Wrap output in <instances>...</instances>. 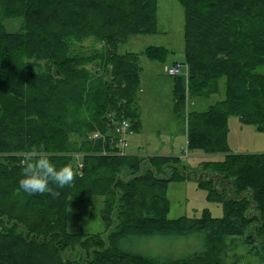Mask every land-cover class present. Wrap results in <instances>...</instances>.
I'll use <instances>...</instances> for the list:
<instances>
[{
  "label": "trees",
  "instance_id": "1",
  "mask_svg": "<svg viewBox=\"0 0 264 264\" xmlns=\"http://www.w3.org/2000/svg\"><path fill=\"white\" fill-rule=\"evenodd\" d=\"M3 1L8 14L24 19L25 30L22 34L0 32V153L21 154L43 142L52 162L57 167L70 164L76 178L63 189L51 185L59 191L58 197L25 195L31 206L27 218L36 228L5 211L23 207L7 205L2 193L0 264H55L54 252L67 256L68 264H226L228 237L249 234L248 244L264 241V155L234 154L227 142L232 116L264 132V73L258 72L264 66V0H178L184 9L182 63L190 72V97L217 95L221 80H226L224 100L206 111L190 113L188 134L190 151L223 156L220 162L200 166L221 178L217 186L223 191L211 188L206 179L201 186L218 196L225 216L216 219L206 212L202 218L173 221L167 219L165 190L198 169L189 171L179 157L117 154L119 137L112 125L111 130H94L88 120L102 125L101 118L109 111L119 112L134 130H140V57L122 53L121 45L130 36L158 32V0ZM68 35L79 40L95 37L106 44L104 59L115 71L114 85L109 83V73L90 84L94 76L76 72L98 55L74 53ZM144 54L163 65L170 56L161 47H149ZM40 61L42 70L35 77L29 75L28 66ZM52 66L60 67L53 76L47 72ZM174 80L173 111L184 118V78ZM133 104L136 113L129 117L125 112H132ZM77 118L83 120V131L77 143H71L68 120L74 123ZM96 131L104 136L90 140ZM21 159L0 157V185L20 189ZM94 198L103 199L105 231L96 235L70 232L72 204ZM201 231L205 251L183 259L156 260L120 246L122 239L131 236H186ZM44 250L52 255L38 256Z\"/></svg>",
  "mask_w": 264,
  "mask_h": 264
},
{
  "label": "rangeland",
  "instance_id": "2",
  "mask_svg": "<svg viewBox=\"0 0 264 264\" xmlns=\"http://www.w3.org/2000/svg\"><path fill=\"white\" fill-rule=\"evenodd\" d=\"M5 3L0 0V32L22 34L25 30L24 19L16 16V14H8L5 11ZM69 45L74 53H79L85 57L98 55L93 63L79 66L76 72L82 70L88 72L95 79L90 84L99 82L103 75L109 73L110 84H115V71L111 66L107 65L104 57L107 53L106 44L95 38L87 37L82 40L76 36L68 35ZM149 47H164L169 50V58L166 63L182 62L184 60V9L178 0H158V32L156 34H142L130 36L127 41L121 45L122 53H136L140 57V66L142 67V90L139 92V107L141 115V127L139 131H134L128 137L129 146L127 152L137 151L138 155L160 154L163 150L174 152V154L182 155L185 149L186 124L183 119L176 118L173 111V93L171 83L174 82L172 76H169L164 71V66L160 62L149 59L144 51ZM156 55V53L154 52ZM161 55V53H157ZM41 61L35 65H30L27 68L29 75L35 77V74L41 69ZM60 67H47V72L53 76V70ZM259 73H264V66L258 70ZM100 73V74H99ZM99 74V75H98ZM102 74V75H101ZM122 88L126 89L125 81L122 83ZM225 79L220 83V93L209 98H201L195 100L191 108L195 111H206L210 106L224 100L225 98ZM127 104V101H124ZM190 108L186 110L189 111ZM136 113V105H132V112H125L129 117H133ZM125 115L119 112L109 111L104 119L101 118L102 125L95 123L88 117L91 123V129H110L114 127L118 121L127 119ZM231 118L229 121H237L236 127L234 124L229 126L228 146L234 154L238 152H264V132L254 126H244L238 117ZM68 120L70 129L69 137L71 143H77L79 135L83 131V120L76 119L73 123ZM112 125V127H110ZM68 143V142H67ZM69 145V143H68ZM187 148V147H186ZM187 150V149H186ZM183 157L187 165H190L189 171L198 169L194 176L181 181H173L167 190L165 196L169 201V212L167 219L170 221L179 220L181 218H202L204 213L211 214L216 219H221L225 216L223 203L218 200V196H211L206 187H202L203 181L209 178L207 182L211 183V188L223 191V188L218 187L221 179L217 172H203L201 170V162H220L223 156L212 157L204 155V159L197 158L199 151L189 152ZM17 155L21 159L20 154L0 153L2 159ZM75 157V154H67V156ZM183 156V155H182ZM2 193L5 194L6 204L17 209L18 205L23 207L22 211L5 210L13 213L15 216L22 218L29 226L30 224L27 214L28 207H31L25 197V193L21 189L9 188L0 185V201L4 204ZM226 199V195L224 196ZM9 213V214H11ZM68 229L70 232L94 234L105 231L106 225L104 221V207L102 198H94L91 202L73 203L68 212ZM35 227V226H33ZM36 228V227H35ZM246 236H230L227 238L228 249L225 258L226 264H264V241L256 242V244L246 243ZM121 248L130 253H141L149 258L165 261L168 259H183L195 254H199L206 249V239L204 232H193L190 235H153V236H131L120 241ZM39 252L38 256L42 257L46 252ZM52 255V254H51ZM56 258L55 264L66 263L69 258L64 255L54 252ZM53 257V256H52ZM47 260L48 258H40ZM114 263V261H112ZM116 264V263H115Z\"/></svg>",
  "mask_w": 264,
  "mask_h": 264
},
{
  "label": "clouds",
  "instance_id": "3",
  "mask_svg": "<svg viewBox=\"0 0 264 264\" xmlns=\"http://www.w3.org/2000/svg\"><path fill=\"white\" fill-rule=\"evenodd\" d=\"M21 178L19 188L28 195H60L51 185L58 189L71 186L76 173L70 164L57 167L51 160L50 153L41 142L35 149L21 154Z\"/></svg>",
  "mask_w": 264,
  "mask_h": 264
},
{
  "label": "crops",
  "instance_id": "4",
  "mask_svg": "<svg viewBox=\"0 0 264 264\" xmlns=\"http://www.w3.org/2000/svg\"><path fill=\"white\" fill-rule=\"evenodd\" d=\"M184 24H185V21H184ZM161 48H164V47H161ZM166 50H168L167 48H165ZM169 51V50H168ZM142 68V67H141ZM164 71H165V67H164ZM141 73H143V70H142V72ZM166 73V72H165ZM142 74H140V80H141V84H142ZM182 78H184V88L186 89V106H187V109L188 108H190L189 109V111H187L186 110V112H185V114H184V118H181V119H183V121L185 122V124H186V131H184V135H185V149L182 151V155H178V154H174V152H171V151H168V150H163L162 152H159L160 154H150V155H146V156H165V157H179V158H181L183 161H184V158L183 157H186L187 156V150L189 151V152H192V151H190L189 149H188V144H189V139H188V134H189V115H190V113L192 112V111H195V110H193L192 108H191V105L192 104H194V101L195 100H199V99H192L191 97H190V94H189V78H190V74H189V71L188 70H185V73H184V75L182 76ZM174 79V78H173ZM222 81V80H221ZM221 83V82H220ZM225 84H226V80H225ZM175 85H176V83H175V80H174V82H172L171 83V87H172V93H174V88H175ZM142 90V86H141V88H140V90H139V92ZM225 90H226V86H225ZM138 102H139V97H138ZM173 103H175V100H173ZM199 112V111H198ZM176 118L177 119H179L180 117H178L177 115H176ZM236 120L235 121H229V126L230 125H232V124H234V126L236 127ZM187 147V148H186ZM187 149V150H186ZM137 151H139V149L137 150ZM137 151H131L130 153H128L129 155H138L137 154ZM193 152H195V151H193ZM202 151H199L198 153H196V155H200V156H198L197 158H202L203 159V157H204V155H203V153H201ZM205 155H207L206 153H204ZM238 154H263L264 155V152H262V153H260V152H251V153H243V152H238ZM139 156H143V155H139ZM185 162V161H184ZM202 163V162H201ZM200 165V164H199ZM190 166V165H189ZM143 167H145V165L143 166ZM172 183V182H171ZM170 183V184H171ZM169 184V185H170ZM169 185H168V187H169ZM168 187H167V189H168ZM167 198V197H166ZM168 199V198H167ZM223 208H224V205H223Z\"/></svg>",
  "mask_w": 264,
  "mask_h": 264
},
{
  "label": "built area",
  "instance_id": "5",
  "mask_svg": "<svg viewBox=\"0 0 264 264\" xmlns=\"http://www.w3.org/2000/svg\"><path fill=\"white\" fill-rule=\"evenodd\" d=\"M165 72L172 77L181 76L185 73V65L181 62H176L171 65H167L165 67ZM114 129V132L119 137V142L116 145L118 148L116 153L120 155H127V148L129 146L128 137L133 134L131 123L129 120L123 119L116 124ZM103 136V133H95L92 138L95 139ZM79 167H83V163L81 161H79Z\"/></svg>",
  "mask_w": 264,
  "mask_h": 264
}]
</instances>
